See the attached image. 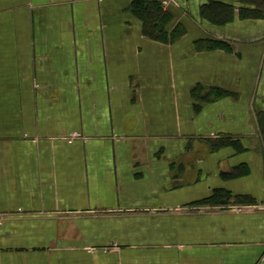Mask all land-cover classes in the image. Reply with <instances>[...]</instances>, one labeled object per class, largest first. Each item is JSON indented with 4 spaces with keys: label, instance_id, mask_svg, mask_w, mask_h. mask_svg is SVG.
I'll return each instance as SVG.
<instances>
[{
    "label": "crops",
    "instance_id": "1",
    "mask_svg": "<svg viewBox=\"0 0 264 264\" xmlns=\"http://www.w3.org/2000/svg\"><path fill=\"white\" fill-rule=\"evenodd\" d=\"M138 1L0 0V264H264V0Z\"/></svg>",
    "mask_w": 264,
    "mask_h": 264
},
{
    "label": "trees",
    "instance_id": "2",
    "mask_svg": "<svg viewBox=\"0 0 264 264\" xmlns=\"http://www.w3.org/2000/svg\"><path fill=\"white\" fill-rule=\"evenodd\" d=\"M218 2H214L213 0L210 1L206 6L202 9V15L204 17L213 19V13L220 15L222 17L225 16V19L222 22L227 21L233 16L231 8L226 7H216ZM136 13L143 19L145 23V32L147 35L154 37V38H163L167 37V28L166 25L170 21V14L169 12L162 9L159 4L147 2V0H139L136 3L135 7ZM232 13V14H231ZM171 34V36H179L181 31L177 29ZM261 117V116H260ZM262 127L264 130V116L261 117ZM234 174V173H232ZM250 199H247L243 195H236L230 192L229 190L225 189H217L215 190L211 196L202 199L199 202L200 205H213V204H232V203H240V204H247Z\"/></svg>",
    "mask_w": 264,
    "mask_h": 264
},
{
    "label": "rangeland",
    "instance_id": "3",
    "mask_svg": "<svg viewBox=\"0 0 264 264\" xmlns=\"http://www.w3.org/2000/svg\"><path fill=\"white\" fill-rule=\"evenodd\" d=\"M227 205H231V206H236V208L237 209H239V206L241 207V206H243V205H241L240 203H232V204H227ZM230 207V206H229Z\"/></svg>",
    "mask_w": 264,
    "mask_h": 264
},
{
    "label": "built area",
    "instance_id": "4",
    "mask_svg": "<svg viewBox=\"0 0 264 264\" xmlns=\"http://www.w3.org/2000/svg\"><path fill=\"white\" fill-rule=\"evenodd\" d=\"M239 209H240V206H239Z\"/></svg>",
    "mask_w": 264,
    "mask_h": 264
}]
</instances>
